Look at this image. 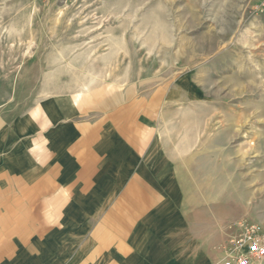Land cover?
I'll return each instance as SVG.
<instances>
[{
  "label": "rangeland",
  "instance_id": "obj_1",
  "mask_svg": "<svg viewBox=\"0 0 264 264\" xmlns=\"http://www.w3.org/2000/svg\"><path fill=\"white\" fill-rule=\"evenodd\" d=\"M15 89L145 111L189 199L264 231V0H0Z\"/></svg>",
  "mask_w": 264,
  "mask_h": 264
},
{
  "label": "crops",
  "instance_id": "obj_2",
  "mask_svg": "<svg viewBox=\"0 0 264 264\" xmlns=\"http://www.w3.org/2000/svg\"><path fill=\"white\" fill-rule=\"evenodd\" d=\"M115 101L0 93V264H225L229 221L185 194L151 116Z\"/></svg>",
  "mask_w": 264,
  "mask_h": 264
},
{
  "label": "built area",
  "instance_id": "obj_3",
  "mask_svg": "<svg viewBox=\"0 0 264 264\" xmlns=\"http://www.w3.org/2000/svg\"><path fill=\"white\" fill-rule=\"evenodd\" d=\"M225 264H258L264 261V231L259 223L239 220L229 225Z\"/></svg>",
  "mask_w": 264,
  "mask_h": 264
},
{
  "label": "bare ground",
  "instance_id": "obj_4",
  "mask_svg": "<svg viewBox=\"0 0 264 264\" xmlns=\"http://www.w3.org/2000/svg\"><path fill=\"white\" fill-rule=\"evenodd\" d=\"M225 136L227 137L226 130H225V131H223V133H222L221 137L225 139Z\"/></svg>",
  "mask_w": 264,
  "mask_h": 264
}]
</instances>
